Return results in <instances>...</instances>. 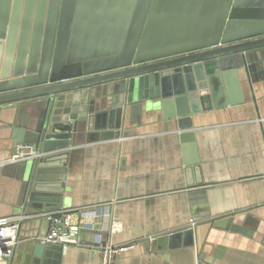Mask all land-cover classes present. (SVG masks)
<instances>
[{
	"label": "water",
	"instance_id": "1",
	"mask_svg": "<svg viewBox=\"0 0 264 264\" xmlns=\"http://www.w3.org/2000/svg\"><path fill=\"white\" fill-rule=\"evenodd\" d=\"M243 80H264V0H0V114L13 149L41 153L16 171L35 212L62 208L75 143L119 139L141 110L194 142L193 115L244 103ZM32 243L30 264H60L62 245Z\"/></svg>",
	"mask_w": 264,
	"mask_h": 264
},
{
	"label": "crops",
	"instance_id": "2",
	"mask_svg": "<svg viewBox=\"0 0 264 264\" xmlns=\"http://www.w3.org/2000/svg\"><path fill=\"white\" fill-rule=\"evenodd\" d=\"M241 85L244 103L193 115L194 142L182 139L176 119L141 110L132 120L128 114L119 139L75 143L58 210L108 207L96 218L79 214L94 219L95 229L80 232L82 245L63 248L60 264H100L106 241L134 244L115 264H264V80ZM10 119L12 110L1 112L0 159L16 150ZM195 159L203 182L195 183L193 172L190 185L185 169ZM24 162L0 165V217L40 213L22 205L16 171ZM223 218L238 229L217 227ZM114 222L122 227L112 233ZM48 227L27 217L7 264H30L32 242ZM182 230H193L192 242L169 239Z\"/></svg>",
	"mask_w": 264,
	"mask_h": 264
},
{
	"label": "built area",
	"instance_id": "3",
	"mask_svg": "<svg viewBox=\"0 0 264 264\" xmlns=\"http://www.w3.org/2000/svg\"><path fill=\"white\" fill-rule=\"evenodd\" d=\"M40 154L35 145H19L11 156L0 159V165L22 163ZM107 205L106 203L72 210L40 212L30 215L23 213L0 217V264H7L12 259L19 242L21 223L27 217L42 218L48 222L47 233L37 238L40 244H60L66 249L70 245L80 246L83 244L80 232L95 229L96 222L94 219L91 218L90 221H86L84 218L79 217V214L88 213L91 217L94 216L96 218L99 216L101 207H106ZM75 214L78 217L74 218ZM105 215L107 214L105 213ZM121 227L119 222H114L111 225V232L115 233ZM133 245L131 243L115 244L111 241L102 242L99 245L101 252L100 264H115L116 259Z\"/></svg>",
	"mask_w": 264,
	"mask_h": 264
}]
</instances>
